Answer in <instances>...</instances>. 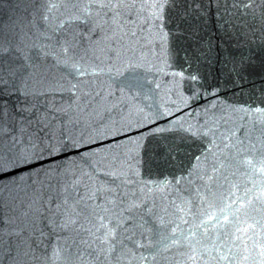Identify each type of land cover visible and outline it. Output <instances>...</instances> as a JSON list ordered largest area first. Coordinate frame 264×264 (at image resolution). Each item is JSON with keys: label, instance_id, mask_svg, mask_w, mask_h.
Here are the masks:
<instances>
[{"label": "water", "instance_id": "1", "mask_svg": "<svg viewBox=\"0 0 264 264\" xmlns=\"http://www.w3.org/2000/svg\"><path fill=\"white\" fill-rule=\"evenodd\" d=\"M160 7L0 0V264H264V0Z\"/></svg>", "mask_w": 264, "mask_h": 264}, {"label": "snow or ice", "instance_id": "2", "mask_svg": "<svg viewBox=\"0 0 264 264\" xmlns=\"http://www.w3.org/2000/svg\"><path fill=\"white\" fill-rule=\"evenodd\" d=\"M164 0H158V3L161 5L159 9H157V15L162 13V5ZM9 164H12V161H8ZM5 166V161L3 159H0V168H3Z\"/></svg>", "mask_w": 264, "mask_h": 264}]
</instances>
